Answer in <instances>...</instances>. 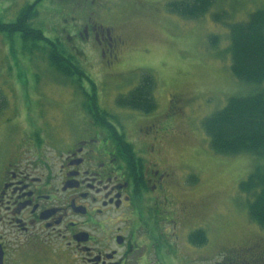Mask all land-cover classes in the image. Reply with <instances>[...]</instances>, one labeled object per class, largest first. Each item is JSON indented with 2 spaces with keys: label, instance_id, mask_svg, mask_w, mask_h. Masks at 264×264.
Here are the masks:
<instances>
[{
  "label": "rangeland",
  "instance_id": "1",
  "mask_svg": "<svg viewBox=\"0 0 264 264\" xmlns=\"http://www.w3.org/2000/svg\"><path fill=\"white\" fill-rule=\"evenodd\" d=\"M33 1L0 0V20L14 22ZM169 1L176 0H42L36 22L46 37L60 39L64 50L72 45L74 24L93 9L99 17L112 14L111 23L124 25L121 33L128 45L121 66L132 70L117 80L108 78L111 85L104 84L102 92L106 100L116 92L114 87L122 90L139 74L154 76V116L166 129L163 153L184 189L170 190L169 209L177 228L169 239L174 246L160 264H264V230L249 220L245 196L238 189L261 160L214 154L202 126L204 118L225 107L230 97L264 93V83H243L232 75L229 29L212 16L224 12L228 24L243 22L264 8V0H220L196 20L166 10ZM212 35L217 36L216 46H211ZM21 47L18 34L0 32V144L9 140L16 123H25L29 132L60 129L72 122L79 101L77 89L50 69L42 53H24ZM73 53L90 78L108 77L89 66L95 56L86 60L78 50ZM184 205L187 215L179 211ZM199 228L207 240L192 246L188 235Z\"/></svg>",
  "mask_w": 264,
  "mask_h": 264
},
{
  "label": "flooded vegetation",
  "instance_id": "2",
  "mask_svg": "<svg viewBox=\"0 0 264 264\" xmlns=\"http://www.w3.org/2000/svg\"><path fill=\"white\" fill-rule=\"evenodd\" d=\"M94 13L72 25L64 56H95L89 66L108 77L70 83L79 101L69 124L29 132L16 123L0 144V264H160L173 245L170 190L184 189L163 153L164 123L120 101L147 72L104 98L108 78L132 69L121 66L124 25Z\"/></svg>",
  "mask_w": 264,
  "mask_h": 264
},
{
  "label": "trees",
  "instance_id": "3",
  "mask_svg": "<svg viewBox=\"0 0 264 264\" xmlns=\"http://www.w3.org/2000/svg\"><path fill=\"white\" fill-rule=\"evenodd\" d=\"M41 1L28 3L19 11L14 22L3 23L0 20V32L13 37L18 34L24 53H42L50 69L55 70L64 81L74 84L87 78L74 57L64 56L65 48L58 38H55V42L48 39L42 27L37 25V6ZM218 1L220 0L169 1L166 10L184 19L196 20L208 13ZM212 16L229 29L227 50L230 53L232 75L243 83H264V8L253 11L247 20L232 24L225 22L224 12ZM209 40L211 46L218 43L217 36L212 35ZM155 88L154 76L150 72L144 73L138 87L121 97L120 101L125 106L150 112L157 108V102L152 96ZM202 126L214 154H244L261 160L246 179L239 182L238 189L245 196L249 220L264 230V93L230 97L225 107L204 118ZM189 240L197 247L202 246L207 240L206 233L199 228L191 233Z\"/></svg>",
  "mask_w": 264,
  "mask_h": 264
}]
</instances>
